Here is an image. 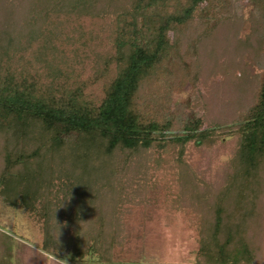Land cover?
Masks as SVG:
<instances>
[{"label":"trees","instance_id":"trees-1","mask_svg":"<svg viewBox=\"0 0 264 264\" xmlns=\"http://www.w3.org/2000/svg\"><path fill=\"white\" fill-rule=\"evenodd\" d=\"M257 1L264 7V0ZM35 2L31 15L45 16L87 4L37 0L48 4L39 12ZM210 2L131 0V9L114 17V66L94 94L54 56L23 66L15 58L21 50L14 39L3 43L0 37V194L8 204L42 216L46 248L72 243L74 260H83L90 236L99 259L111 261L113 248L122 243L117 229H107L118 225L116 200L124 192L117 172L151 157L143 149L173 140L202 143L215 134L200 129L199 118L184 123L185 134L158 132L168 120L160 119L141 89L167 72L175 50L170 33L191 25L199 11L208 12L203 6ZM230 128L239 134L238 147L227 182L209 205L211 218L204 217L198 264H257L264 218V80L256 102Z\"/></svg>","mask_w":264,"mask_h":264},{"label":"rangeland","instance_id":"rangeland-1","mask_svg":"<svg viewBox=\"0 0 264 264\" xmlns=\"http://www.w3.org/2000/svg\"><path fill=\"white\" fill-rule=\"evenodd\" d=\"M34 2L39 12L48 7L37 0H0L2 42L14 39L23 66L60 59L69 74L88 83V92L97 93L114 66V17L128 12L131 0H87L51 16L31 15ZM203 7L208 12L199 11L191 25L170 33L175 50L167 72L141 89L160 119L168 120L158 132L185 134L184 123L199 118L200 129L215 134L202 143L173 140L143 149L151 157L117 172L124 192L116 200L118 225L107 229H117L122 243L109 262L99 259L90 236L83 260H74L72 243L46 248L42 216L0 194V264H62L58 258L68 264H198L204 217L211 218L209 205L227 182L238 147L239 134L230 127L256 102L264 80V7L257 0H212ZM74 230L71 225L68 235ZM258 230L257 264H264V218Z\"/></svg>","mask_w":264,"mask_h":264},{"label":"clouds","instance_id":"clouds-1","mask_svg":"<svg viewBox=\"0 0 264 264\" xmlns=\"http://www.w3.org/2000/svg\"><path fill=\"white\" fill-rule=\"evenodd\" d=\"M60 261H62V264H68V261L66 259L58 258Z\"/></svg>","mask_w":264,"mask_h":264}]
</instances>
